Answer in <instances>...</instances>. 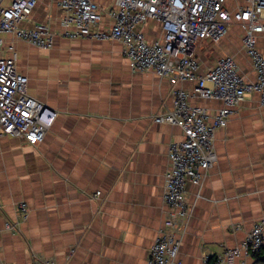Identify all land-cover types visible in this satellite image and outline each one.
Masks as SVG:
<instances>
[{
    "label": "crops",
    "instance_id": "1",
    "mask_svg": "<svg viewBox=\"0 0 264 264\" xmlns=\"http://www.w3.org/2000/svg\"><path fill=\"white\" fill-rule=\"evenodd\" d=\"M61 14L58 0H42L23 22L31 28L58 21L47 53L5 35L15 45L18 69L29 78V95L57 116L40 144L0 137V264L41 258L58 264H146L168 214L163 193L169 145L183 138L180 127L156 123L155 117L171 109L175 87L192 92L195 83L135 71L118 41L61 36ZM143 30L149 40L162 37L155 20ZM242 35L234 25L220 43H198L200 72L233 56L254 81ZM257 38L264 54V34ZM192 103L212 116L223 105L199 97ZM214 146L216 162L200 184L186 186L190 214L178 256L183 264H204L241 245L264 220V105L257 93L235 108ZM21 202L28 205L26 219Z\"/></svg>",
    "mask_w": 264,
    "mask_h": 264
},
{
    "label": "built area",
    "instance_id": "2",
    "mask_svg": "<svg viewBox=\"0 0 264 264\" xmlns=\"http://www.w3.org/2000/svg\"><path fill=\"white\" fill-rule=\"evenodd\" d=\"M40 1L0 0V137H20L31 145L44 141L57 112L29 95V78L18 69L15 45L7 43L5 35L50 50L55 32L49 21L36 22L31 28L23 25ZM243 1L58 0L61 36L118 41L135 71H151L172 83H195L192 92L175 87L171 109L155 117L156 123L180 127L183 138L169 145L163 193L168 214L146 264H183L178 256L181 233L190 214L187 184H200L216 162V133L246 96L257 93L264 105V54L257 38L264 34V0ZM149 20L160 24V39L147 38L143 27ZM234 25L243 29L242 46L251 61L254 81L245 78L233 56L221 57L200 72V61L194 54L198 43L209 40L218 44ZM193 97L219 100L223 105L212 116L204 105L193 104ZM18 209L26 219L27 203L21 202ZM262 248L264 220L252 228L241 245L225 248L213 261L206 258L204 264H252L251 254ZM30 264L58 263L53 258H41Z\"/></svg>",
    "mask_w": 264,
    "mask_h": 264
},
{
    "label": "trees",
    "instance_id": "3",
    "mask_svg": "<svg viewBox=\"0 0 264 264\" xmlns=\"http://www.w3.org/2000/svg\"><path fill=\"white\" fill-rule=\"evenodd\" d=\"M213 259H210V262ZM251 263L252 264H264V248L260 249L257 252L251 254Z\"/></svg>",
    "mask_w": 264,
    "mask_h": 264
},
{
    "label": "rangeland",
    "instance_id": "4",
    "mask_svg": "<svg viewBox=\"0 0 264 264\" xmlns=\"http://www.w3.org/2000/svg\"><path fill=\"white\" fill-rule=\"evenodd\" d=\"M54 17H55V16H54ZM49 23H50V25H51V22H49ZM52 23H54L53 25H54V27H56L55 24H57L58 21H57V20H53ZM54 27H52V28H54ZM58 34H59V33H58ZM38 49H39V48H38ZM39 51L42 52V53H45V52L47 53V52H49V50H41V49H39Z\"/></svg>",
    "mask_w": 264,
    "mask_h": 264
}]
</instances>
